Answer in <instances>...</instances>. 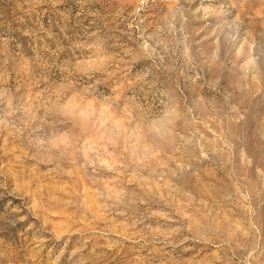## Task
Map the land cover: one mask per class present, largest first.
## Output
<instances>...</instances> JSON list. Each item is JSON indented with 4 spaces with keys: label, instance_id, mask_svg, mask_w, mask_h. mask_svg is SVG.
<instances>
[{
    "label": "rangeland",
    "instance_id": "1",
    "mask_svg": "<svg viewBox=\"0 0 264 264\" xmlns=\"http://www.w3.org/2000/svg\"><path fill=\"white\" fill-rule=\"evenodd\" d=\"M0 264H264V0H0Z\"/></svg>",
    "mask_w": 264,
    "mask_h": 264
}]
</instances>
